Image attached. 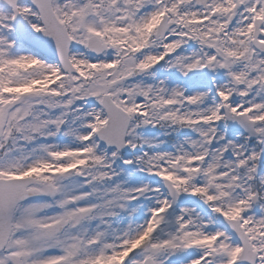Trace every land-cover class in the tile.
Here are the masks:
<instances>
[{
  "label": "snow or ice",
  "instance_id": "snow-or-ice-1",
  "mask_svg": "<svg viewBox=\"0 0 264 264\" xmlns=\"http://www.w3.org/2000/svg\"><path fill=\"white\" fill-rule=\"evenodd\" d=\"M0 264H264V0H0Z\"/></svg>",
  "mask_w": 264,
  "mask_h": 264
}]
</instances>
